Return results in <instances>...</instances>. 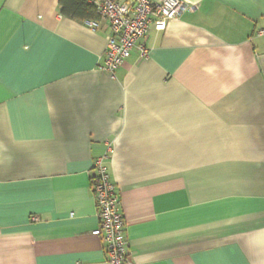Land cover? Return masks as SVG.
Listing matches in <instances>:
<instances>
[{
    "label": "crops",
    "instance_id": "1",
    "mask_svg": "<svg viewBox=\"0 0 264 264\" xmlns=\"http://www.w3.org/2000/svg\"><path fill=\"white\" fill-rule=\"evenodd\" d=\"M185 2L111 74L106 20L0 0V264H108L107 143L127 264H264V0Z\"/></svg>",
    "mask_w": 264,
    "mask_h": 264
},
{
    "label": "built area",
    "instance_id": "2",
    "mask_svg": "<svg viewBox=\"0 0 264 264\" xmlns=\"http://www.w3.org/2000/svg\"><path fill=\"white\" fill-rule=\"evenodd\" d=\"M97 10L99 18L109 27L107 46L101 70L114 74L136 50L140 59L148 58L150 50L147 38L150 28L164 31L171 19H176L187 10L196 7L185 0H87ZM96 29L97 21H87ZM255 37H264V27L254 32ZM111 143L105 145L102 155L91 170V183L96 202L98 225L92 234L105 244L108 264H127L131 252L128 247L126 220L121 206V196L109 171L108 162L114 153ZM37 218L33 217V220Z\"/></svg>",
    "mask_w": 264,
    "mask_h": 264
},
{
    "label": "trees",
    "instance_id": "3",
    "mask_svg": "<svg viewBox=\"0 0 264 264\" xmlns=\"http://www.w3.org/2000/svg\"><path fill=\"white\" fill-rule=\"evenodd\" d=\"M61 12L73 19L97 21V10L87 0H60Z\"/></svg>",
    "mask_w": 264,
    "mask_h": 264
}]
</instances>
